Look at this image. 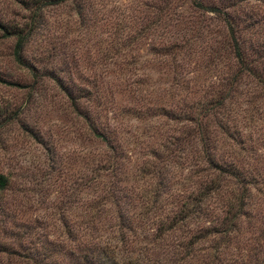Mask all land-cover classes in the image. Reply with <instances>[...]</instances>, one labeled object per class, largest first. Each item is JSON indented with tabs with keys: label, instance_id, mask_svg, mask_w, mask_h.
I'll return each instance as SVG.
<instances>
[{
	"label": "trees",
	"instance_id": "trees-1",
	"mask_svg": "<svg viewBox=\"0 0 264 264\" xmlns=\"http://www.w3.org/2000/svg\"><path fill=\"white\" fill-rule=\"evenodd\" d=\"M13 1L23 13H0V40L34 87L46 77L63 96L80 147L88 144L76 155L86 157L94 219L111 211L123 222L135 208L158 236L188 227L189 244L248 231L250 212L264 206V171L236 147L239 87H264V0H136L97 38L105 18L92 0ZM36 34L40 51L27 55ZM82 39L94 49L87 73L77 62ZM53 57L59 65L33 63ZM0 78L24 86V77ZM14 113L0 105V127ZM8 183L0 173V191ZM9 253L0 241L6 261Z\"/></svg>",
	"mask_w": 264,
	"mask_h": 264
},
{
	"label": "rangeland",
	"instance_id": "rangeland-1",
	"mask_svg": "<svg viewBox=\"0 0 264 264\" xmlns=\"http://www.w3.org/2000/svg\"><path fill=\"white\" fill-rule=\"evenodd\" d=\"M92 2L97 16L105 18L95 27L96 38L105 36L106 19L137 8L136 0ZM12 11L17 18L23 13L13 0H0L1 14L9 17ZM39 37H33L27 55L38 54ZM81 41L77 62L87 73L94 49L88 48V39ZM8 46L0 40V73L25 80L24 86L16 87L0 78V105L15 112L0 127V173L9 179L0 191V241L10 251L8 261L0 254L1 264H264L263 204L250 212L248 231L239 239L216 237L192 244L186 242L188 227L158 236L155 224L135 208H125L123 222L111 211L94 219L86 157L76 155L81 149L85 152L88 144L83 141L80 147L74 135L77 125L62 110L63 96L52 80L44 77V83L34 87L26 72L11 63ZM33 63L59 65L55 57ZM249 87H239L245 120L240 127L244 139L236 147H243L240 153L247 155L243 158L249 168L259 166L264 171V87Z\"/></svg>",
	"mask_w": 264,
	"mask_h": 264
}]
</instances>
